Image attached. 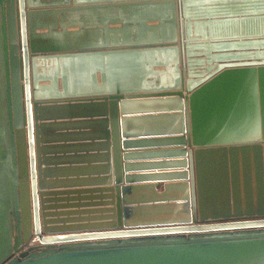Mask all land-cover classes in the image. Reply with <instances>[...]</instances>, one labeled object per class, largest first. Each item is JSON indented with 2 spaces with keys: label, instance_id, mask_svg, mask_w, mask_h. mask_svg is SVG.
I'll return each mask as SVG.
<instances>
[{
  "label": "water",
  "instance_id": "water-1",
  "mask_svg": "<svg viewBox=\"0 0 264 264\" xmlns=\"http://www.w3.org/2000/svg\"><path fill=\"white\" fill-rule=\"evenodd\" d=\"M0 264H264V0H0Z\"/></svg>",
  "mask_w": 264,
  "mask_h": 264
},
{
  "label": "crops",
  "instance_id": "crops-1",
  "mask_svg": "<svg viewBox=\"0 0 264 264\" xmlns=\"http://www.w3.org/2000/svg\"><path fill=\"white\" fill-rule=\"evenodd\" d=\"M160 147H149L147 148V150H160L158 149ZM145 150V149H143ZM151 161H156V160H160V159H149ZM138 162H142V161H138ZM143 171H137L136 173H142ZM146 172H153V171H146ZM156 185V188L159 189L160 183H154Z\"/></svg>",
  "mask_w": 264,
  "mask_h": 264
}]
</instances>
